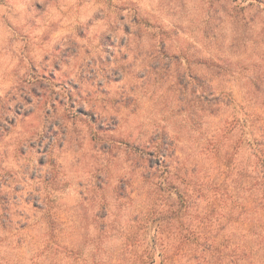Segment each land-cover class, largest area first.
Here are the masks:
<instances>
[{
	"label": "rangeland",
	"instance_id": "obj_1",
	"mask_svg": "<svg viewBox=\"0 0 264 264\" xmlns=\"http://www.w3.org/2000/svg\"><path fill=\"white\" fill-rule=\"evenodd\" d=\"M0 264H264V0H0Z\"/></svg>",
	"mask_w": 264,
	"mask_h": 264
}]
</instances>
